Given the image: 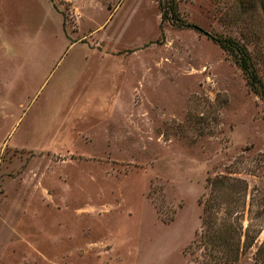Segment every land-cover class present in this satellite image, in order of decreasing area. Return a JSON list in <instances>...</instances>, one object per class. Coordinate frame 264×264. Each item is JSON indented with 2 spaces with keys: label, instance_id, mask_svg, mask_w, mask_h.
Segmentation results:
<instances>
[{
  "label": "rangeland",
  "instance_id": "rangeland-1",
  "mask_svg": "<svg viewBox=\"0 0 264 264\" xmlns=\"http://www.w3.org/2000/svg\"><path fill=\"white\" fill-rule=\"evenodd\" d=\"M162 1L0 0V264H264V16Z\"/></svg>",
  "mask_w": 264,
  "mask_h": 264
},
{
  "label": "trees",
  "instance_id": "trees-1",
  "mask_svg": "<svg viewBox=\"0 0 264 264\" xmlns=\"http://www.w3.org/2000/svg\"><path fill=\"white\" fill-rule=\"evenodd\" d=\"M233 7L241 12L242 14H238L236 19L237 21H241V26H248V20L253 19L254 24L258 22L257 16L263 15L264 16V0H232ZM160 20L166 21L171 26L181 28V27H189L192 24L185 22L182 18L178 15L177 5L174 0H164L160 2ZM249 27V26H248ZM253 27H249L252 31ZM210 39L212 42L217 44L231 59L233 64L240 70L245 80V85L247 88L254 93L259 100L261 101L262 105L264 106V83L261 79L260 75L257 73L253 57L247 50L246 45L242 42L241 39L231 37V36H224L220 34H209ZM224 189V182L221 177L213 178L209 181L208 192L214 191V195L216 198L219 196L225 195L223 192ZM210 204L208 203L204 207V211L209 209ZM209 246L207 247L208 250L212 249L211 252L215 251V247L218 246V243L222 245L220 254V260L222 262H235L238 256V243L229 244L219 235L212 233L207 236ZM213 261V260H212Z\"/></svg>",
  "mask_w": 264,
  "mask_h": 264
}]
</instances>
